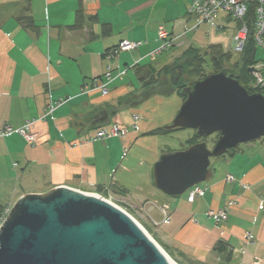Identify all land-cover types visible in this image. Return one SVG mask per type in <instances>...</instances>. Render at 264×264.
I'll list each match as a JSON object with an SVG mask.
<instances>
[{"label":"crops","instance_id":"0c3cea01","mask_svg":"<svg viewBox=\"0 0 264 264\" xmlns=\"http://www.w3.org/2000/svg\"><path fill=\"white\" fill-rule=\"evenodd\" d=\"M191 1L176 0L172 10L165 8L178 14L169 30L178 32L195 24L188 14ZM150 6V0H0V127H18L40 117L50 97L65 99L56 109L55 119L36 123V144H29L18 133L0 136L2 213L29 193L45 194L63 185L92 193L101 185L105 194L127 202L138 213L147 212L168 249L185 264L188 258L206 264H264V137L219 156L212 177L201 183L206 194L190 202L188 191L168 197L154 184V165L166 152L153 140L166 134L154 130L171 124L178 109L166 112L165 117L156 112L157 107L150 112L146 109L151 98L168 95H153L111 118L101 114L117 105L121 96L141 87L135 71L129 76L131 66L152 61L148 54L160 43L159 24L136 16ZM80 7L86 24L72 28ZM23 14L33 17L36 29L22 25L18 18ZM91 16L96 21H90ZM216 20L223 29L232 21L225 16ZM105 24L112 29L107 36L102 34ZM124 40L145 41L136 50L120 53L114 74L126 73L109 84L108 95L83 91L106 73L109 60L105 53ZM125 53H130L131 62L121 59ZM136 115L140 116L138 131L133 130ZM114 123L129 128L125 138L91 140ZM145 137L153 140L148 155L139 151ZM228 175L238 181L229 182ZM241 182L249 188H243ZM229 200L236 203L226 221L218 224L206 214ZM163 205L169 207L165 222ZM154 211L160 218L152 215ZM219 240L229 244V251L214 249Z\"/></svg>","mask_w":264,"mask_h":264},{"label":"water","instance_id":"95a60500","mask_svg":"<svg viewBox=\"0 0 264 264\" xmlns=\"http://www.w3.org/2000/svg\"><path fill=\"white\" fill-rule=\"evenodd\" d=\"M254 67L249 68L252 74ZM231 69L186 88L167 130L194 129L207 141L163 153L154 165L155 186L170 196L212 177L211 158L264 137V93H250ZM0 264H173L125 210L95 194L58 186L20 197L0 227Z\"/></svg>","mask_w":264,"mask_h":264},{"label":"built area","instance_id":"2783aa9c","mask_svg":"<svg viewBox=\"0 0 264 264\" xmlns=\"http://www.w3.org/2000/svg\"><path fill=\"white\" fill-rule=\"evenodd\" d=\"M250 5H253L255 12L253 36L257 46L264 49V0H193L188 7V14L195 20V24L192 27H184L181 31L178 32L169 30L165 24H160L158 26V38L160 43L150 53V56L156 57L157 55L163 53L168 48L173 47L174 43H176L181 38L183 39L188 38L187 37L188 33L196 30L203 23L207 22L212 25L218 26V29H223L224 26L216 24V19L221 12L226 13L225 18L235 20L237 23V31H236L237 35L234 38L233 47H234V51L241 53L250 35V24H249V20H247V14ZM144 43L145 41L142 40H138V41L124 40L120 42L116 47L111 49L107 54L109 59V64L106 73L102 77L94 79L90 84L84 86L83 91L85 92L99 91L103 95H108L110 91L109 84L112 81H114L116 78L122 77L126 73V70H124V71H119L116 75L114 74L117 68L116 58L119 56L121 52L136 50ZM252 67L255 68V71L252 73L253 83H254L253 85L256 84V86H258L259 88H264V60L255 63ZM64 102L65 99L55 100L52 97H50L43 115H41L38 118L28 119L23 125L18 127L6 124L0 127V136H7L13 133H18L22 135L29 144L31 145L36 144L38 142V136H39L38 132L35 130L36 123L40 120H46L48 118L55 119L56 109ZM139 118H140L139 115L134 116V124H133L134 131H138L137 120ZM128 132H129V128L126 125L120 123H114L109 128L100 129L96 133V135L91 138V140L104 139L109 136L125 138L128 135ZM227 180L229 182L238 181V179L233 175H228ZM241 185L245 189L249 188V185L244 182H241ZM92 194L104 197L101 193L92 192ZM205 194H206V188L202 187L201 184H198L188 190V199L190 202H193L197 197L204 196ZM104 198L106 199V197ZM110 202L114 203L113 201ZM235 203H236L235 200H229L225 204V206L217 209L210 208L206 214L209 217H211L216 223L218 224L222 223L228 219L229 209L233 205H235ZM10 209L11 208H9L5 212L3 218L0 219V227L4 222L5 218L7 217L8 213L10 212ZM168 209H169L168 205H163L161 208L164 222L169 220ZM194 220L196 221V219ZM136 222L138 221L136 220ZM138 224L142 227V225L139 222Z\"/></svg>","mask_w":264,"mask_h":264},{"label":"trees","instance_id":"16d2710c","mask_svg":"<svg viewBox=\"0 0 264 264\" xmlns=\"http://www.w3.org/2000/svg\"><path fill=\"white\" fill-rule=\"evenodd\" d=\"M29 7L30 4L28 2L26 5V10H28ZM254 14V7L253 5H250L247 14V20H249L250 24V35L243 51L239 53L240 56L236 62L232 61V53L225 52L220 44H212L207 48H199L194 45H190L180 56L176 57L171 63H168L162 67H157L153 61L146 63H135L131 67L134 69L136 77L139 80L141 86L140 89L138 91H132L121 96L117 105H111L106 109L105 112L101 113L102 116H104V119L111 118L114 114L120 112L123 109L137 106L153 95H169L177 93L183 97L184 101L187 98V93L184 91L186 88L192 86L197 80L203 79L211 73L219 72L224 69L233 70V76L250 93H264V88H255L252 85L253 75L249 72L250 67H252L257 62L264 60V58L260 55V52H264V49L257 46L253 36V25L255 23ZM219 16H226V13L221 12ZM18 19L26 29H36L37 27L33 17L30 14H23ZM96 19L97 17L91 16L90 21H96ZM85 24V12L80 7V9L76 12L75 24L72 26V28H82ZM111 31V26L109 24H105L102 34L107 36L111 33ZM111 49L105 53L107 59V54ZM150 53L148 54L149 58H153L150 56ZM118 57L116 58V62ZM229 62H231L230 66H226V64ZM103 126H105V124ZM176 130L179 129L167 130L165 127H162L154 130V133L168 134ZM194 132V135L186 140L181 149L188 148L197 142L207 141L208 137H200L197 135L196 130H194ZM216 136L218 138L219 134L216 133ZM237 147L232 148L229 152L232 153L237 149ZM170 150L171 149H169V151ZM97 191L104 193V186L99 185L97 187ZM2 207L3 206L0 204V219H2L5 215V212L2 213ZM214 249L220 253H224L229 251V244L224 240H219L216 243ZM187 261L188 262L186 264H206L196 262L189 258Z\"/></svg>","mask_w":264,"mask_h":264},{"label":"rangeland","instance_id":"374dc122","mask_svg":"<svg viewBox=\"0 0 264 264\" xmlns=\"http://www.w3.org/2000/svg\"><path fill=\"white\" fill-rule=\"evenodd\" d=\"M176 0H150L151 6L147 10H143L144 12L139 13L136 15L137 17L147 18L148 20H153L154 22L160 24H165L167 27H170L174 24V21H177L178 14H175L173 11H165V8H171V10L175 6ZM138 5V2H135V6ZM159 9V10H158ZM155 11V12H154ZM175 15V16H174ZM218 21L216 20V23ZM236 21L232 20L230 23L226 24L227 28L225 29H217L216 26H212L211 24L203 23L201 26L194 32L191 31L188 33L187 37L189 38H179L176 43H174L173 47L168 48L163 53L157 55L156 57L149 58L152 60L157 67H162L171 63L176 57L180 56L185 48L189 47L190 45H194L199 48H207L212 44H220L225 52L232 53V61L236 62L239 59V52L234 51L233 42L234 38L237 35V30L235 29ZM130 53H125L121 55V59H129ZM260 55L264 58V52H260ZM130 60V59H129ZM132 59L130 60V62ZM231 62L227 63L226 66H230ZM134 74V70L131 69L129 76ZM254 83L252 82V85ZM255 88H259L258 86L253 85ZM150 106L146 109L147 112L153 111V107H157L156 112H162L160 116L165 117L166 112H177L183 103V97L178 95L177 93L168 95V96H160V97H153L151 98ZM166 126V125H164ZM138 133V132H137ZM194 130L186 128V129H179L176 131H172L159 139H153L158 146L159 150L162 151H169L171 150H180L183 144L186 142L187 139L194 135ZM142 133H139V137ZM149 137H145L141 139L139 143V151H142L144 154L148 155L147 147L153 145V140L148 141ZM216 134H212L207 139V144L209 148H213L214 142L216 141ZM143 140V141H142ZM162 155V154H161ZM219 157H212L211 158V165L213 166L215 162H217ZM138 181V180H136ZM82 191V190H81ZM85 192V191H84ZM101 193L106 199L113 201L117 206H121L122 209L126 210L130 215H132L147 231V233L152 237V239L164 250V252L168 255L170 259L175 261L178 264H185L183 261L179 260L177 255L163 242L161 238V232L156 228V224H153L150 221V216L147 212L143 211L138 213L137 211L133 210L127 202L118 200L116 198H112L109 194ZM161 194H165L161 190H159ZM170 197V195H167ZM152 215L155 218H160V215L154 211ZM148 220L151 224L148 223ZM3 224V223H2Z\"/></svg>","mask_w":264,"mask_h":264},{"label":"bare ground","instance_id":"6f19581e","mask_svg":"<svg viewBox=\"0 0 264 264\" xmlns=\"http://www.w3.org/2000/svg\"><path fill=\"white\" fill-rule=\"evenodd\" d=\"M171 261H172L173 264H178V263H176L175 261H173L172 259H171Z\"/></svg>","mask_w":264,"mask_h":264}]
</instances>
